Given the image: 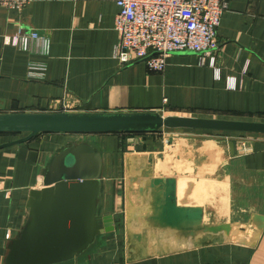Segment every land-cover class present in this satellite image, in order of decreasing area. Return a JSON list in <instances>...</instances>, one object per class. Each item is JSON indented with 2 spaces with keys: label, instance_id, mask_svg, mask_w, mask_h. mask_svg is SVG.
<instances>
[{
  "label": "crops",
  "instance_id": "0c3cea01",
  "mask_svg": "<svg viewBox=\"0 0 264 264\" xmlns=\"http://www.w3.org/2000/svg\"><path fill=\"white\" fill-rule=\"evenodd\" d=\"M228 2L218 27L219 70L185 51L171 54L161 73L143 60L123 64L115 56L119 6L113 0L0 7V116L156 113L264 122V0ZM22 29L47 33L50 53L4 40ZM33 63L42 76L29 74ZM27 134L1 130L0 145ZM75 138L102 153L100 212L113 215L115 229L58 264H264V133L187 128L48 132L1 148L0 264H14L6 235L16 237L26 225L30 190L43 185L51 159ZM145 170L175 177L178 204L203 207L207 223H232L231 233L201 234L182 244L177 231L152 228L150 194L139 191Z\"/></svg>",
  "mask_w": 264,
  "mask_h": 264
},
{
  "label": "water",
  "instance_id": "95a60500",
  "mask_svg": "<svg viewBox=\"0 0 264 264\" xmlns=\"http://www.w3.org/2000/svg\"><path fill=\"white\" fill-rule=\"evenodd\" d=\"M264 133V122L156 113H55L0 116V131H27L1 148L27 142L40 133L150 132L162 128ZM234 155L235 145L230 144ZM142 172L140 194H150L147 223L159 230H175L182 237L230 234L228 223L204 222L200 206L180 205L177 179ZM104 174L102 153L91 143L74 142L63 147L49 162L43 185L30 190L29 215L16 237L10 233L14 264H58L75 259L103 233L115 229L110 213L100 212ZM185 237V239H187Z\"/></svg>",
  "mask_w": 264,
  "mask_h": 264
},
{
  "label": "built area",
  "instance_id": "2783aa9c",
  "mask_svg": "<svg viewBox=\"0 0 264 264\" xmlns=\"http://www.w3.org/2000/svg\"><path fill=\"white\" fill-rule=\"evenodd\" d=\"M119 6L115 17V28L119 33L115 56L123 63L145 61L153 72H164L168 57L177 52L189 51L204 64L209 60L216 71L221 45L218 27L224 12L229 8L228 0H113ZM30 0H0V7L23 11ZM7 43L27 52L48 55L51 37L36 29L19 30L13 36L5 35ZM33 63L31 76H42L35 72ZM45 70L44 65H42ZM244 143V142H243ZM3 186L0 183V192ZM9 231L6 235L8 238Z\"/></svg>",
  "mask_w": 264,
  "mask_h": 264
},
{
  "label": "rangeland",
  "instance_id": "374dc122",
  "mask_svg": "<svg viewBox=\"0 0 264 264\" xmlns=\"http://www.w3.org/2000/svg\"><path fill=\"white\" fill-rule=\"evenodd\" d=\"M166 128V127H165ZM165 128H162V129H165ZM166 129H169V128H166ZM170 129H174V128H170ZM181 129V128H180ZM83 140V138H75V140H74V142H79V141H82ZM126 180H127V178H126ZM128 184V183H127ZM203 208V207H202ZM204 209V208H203ZM204 222H206V219H205V217H204ZM228 224H230L231 225V231L233 230V228H234V224H232V223H228ZM166 231H174V230H170V229H165ZM186 237V236H185ZM185 237H182V240H181V243L183 244V243H185L186 241H189L190 239H191V237H186L187 239H185Z\"/></svg>",
  "mask_w": 264,
  "mask_h": 264
},
{
  "label": "trees",
  "instance_id": "16d2710c",
  "mask_svg": "<svg viewBox=\"0 0 264 264\" xmlns=\"http://www.w3.org/2000/svg\"><path fill=\"white\" fill-rule=\"evenodd\" d=\"M170 129V128H169ZM177 129V128H176ZM182 129V128H181ZM208 131H216V130H208ZM224 133H234L235 131H222ZM139 133H142V132H139Z\"/></svg>",
  "mask_w": 264,
  "mask_h": 264
}]
</instances>
